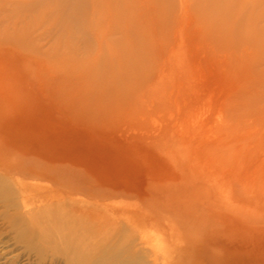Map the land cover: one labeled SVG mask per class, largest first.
I'll return each mask as SVG.
<instances>
[{
	"label": "rangeland",
	"instance_id": "rangeland-1",
	"mask_svg": "<svg viewBox=\"0 0 264 264\" xmlns=\"http://www.w3.org/2000/svg\"><path fill=\"white\" fill-rule=\"evenodd\" d=\"M0 264H264V0H0Z\"/></svg>",
	"mask_w": 264,
	"mask_h": 264
}]
</instances>
